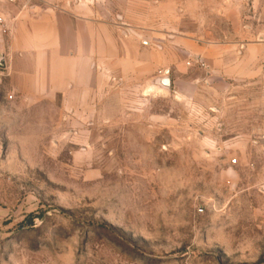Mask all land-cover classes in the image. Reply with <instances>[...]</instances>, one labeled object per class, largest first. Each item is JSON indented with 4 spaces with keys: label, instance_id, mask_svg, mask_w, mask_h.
I'll use <instances>...</instances> for the list:
<instances>
[{
    "label": "rangeland",
    "instance_id": "rangeland-1",
    "mask_svg": "<svg viewBox=\"0 0 264 264\" xmlns=\"http://www.w3.org/2000/svg\"><path fill=\"white\" fill-rule=\"evenodd\" d=\"M254 1L189 5L216 32L229 27L204 4L236 8L241 24ZM6 71L0 264H264V75L187 99L111 80L87 106L68 91L31 104Z\"/></svg>",
    "mask_w": 264,
    "mask_h": 264
},
{
    "label": "crops",
    "instance_id": "crops-1",
    "mask_svg": "<svg viewBox=\"0 0 264 264\" xmlns=\"http://www.w3.org/2000/svg\"><path fill=\"white\" fill-rule=\"evenodd\" d=\"M23 1L8 0L10 32L3 49L13 90L31 104L68 91L77 105L82 95L92 106L112 81L154 88V79L165 72L185 99L197 89L221 93L227 79L247 82L264 75V0L254 1L241 24L236 8L204 4L229 27L221 30L216 23V32L207 31L206 14L191 12L189 0ZM189 22L204 29H191ZM195 69L200 74L191 78Z\"/></svg>",
    "mask_w": 264,
    "mask_h": 264
},
{
    "label": "water",
    "instance_id": "water-1",
    "mask_svg": "<svg viewBox=\"0 0 264 264\" xmlns=\"http://www.w3.org/2000/svg\"><path fill=\"white\" fill-rule=\"evenodd\" d=\"M6 67V61H5V56L4 54L1 53L0 55V69H3ZM154 84L159 85L163 89H169L170 88V79L167 73L163 76H159L154 79Z\"/></svg>",
    "mask_w": 264,
    "mask_h": 264
},
{
    "label": "built area",
    "instance_id": "built-area-1",
    "mask_svg": "<svg viewBox=\"0 0 264 264\" xmlns=\"http://www.w3.org/2000/svg\"><path fill=\"white\" fill-rule=\"evenodd\" d=\"M10 1H11V2H19V1H21V0H10ZM4 20H5V19H4L3 17H0V25L3 27V29H2L3 32L6 31L5 21H4ZM231 162H232V163H235L236 160L233 159Z\"/></svg>",
    "mask_w": 264,
    "mask_h": 264
}]
</instances>
